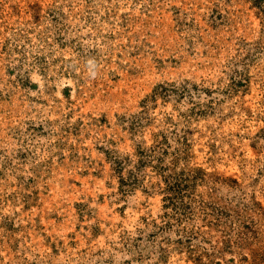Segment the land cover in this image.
Instances as JSON below:
<instances>
[{"label": "rangeland", "instance_id": "374dc122", "mask_svg": "<svg viewBox=\"0 0 264 264\" xmlns=\"http://www.w3.org/2000/svg\"><path fill=\"white\" fill-rule=\"evenodd\" d=\"M0 264H264V0H0Z\"/></svg>", "mask_w": 264, "mask_h": 264}]
</instances>
